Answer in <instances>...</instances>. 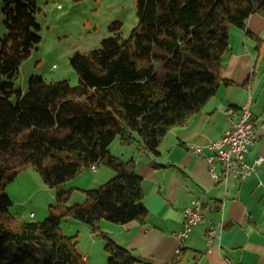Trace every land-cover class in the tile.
Instances as JSON below:
<instances>
[{
    "label": "trees",
    "instance_id": "1",
    "mask_svg": "<svg viewBox=\"0 0 264 264\" xmlns=\"http://www.w3.org/2000/svg\"><path fill=\"white\" fill-rule=\"evenodd\" d=\"M36 1L4 2L0 264H86L76 237L61 229L63 218L101 232L102 219L126 223L148 216L142 176L133 160L111 153V142L118 137L123 145L157 152L170 129L198 114L225 80L221 70L230 28H246L252 13L264 12V0H136L138 23L128 38L117 33L101 47L71 57L79 84L33 75L22 89L15 81L19 67L42 39ZM121 25L112 22L110 30ZM100 163L115 175L85 190L83 203L69 204L74 187L63 183ZM28 166L56 190V202L42 221H19L9 213L6 186ZM102 235L108 264H155Z\"/></svg>",
    "mask_w": 264,
    "mask_h": 264
},
{
    "label": "crops",
    "instance_id": "2",
    "mask_svg": "<svg viewBox=\"0 0 264 264\" xmlns=\"http://www.w3.org/2000/svg\"><path fill=\"white\" fill-rule=\"evenodd\" d=\"M229 33L230 49L223 57L221 70L228 82L220 83L198 114L186 125L170 129L157 152L138 146L130 151L132 145H124L122 160H133L142 176L148 216L145 222L126 223L105 218L100 221L101 229L120 245L155 264H264V12L252 13L246 28L235 25ZM246 104L253 111L255 129L261 137L246 158L253 163L261 157V162L244 180L230 177L216 182L210 175L208 159L188 150L187 144L207 145L218 140L230 119H238L237 114L228 110L237 112ZM215 165L216 169L221 168L219 162ZM97 168L94 172H99ZM114 175L109 170L101 180H110ZM195 198L220 205L216 210H205L204 222L195 225L181 243L178 233L184 228V211ZM211 224L219 232L209 247L206 230ZM93 232L96 231H90V236ZM95 241L96 245L100 243ZM87 255L86 264L92 252Z\"/></svg>",
    "mask_w": 264,
    "mask_h": 264
},
{
    "label": "rangeland",
    "instance_id": "3",
    "mask_svg": "<svg viewBox=\"0 0 264 264\" xmlns=\"http://www.w3.org/2000/svg\"><path fill=\"white\" fill-rule=\"evenodd\" d=\"M4 2L5 0H0V39L8 31ZM36 2L40 8L36 15L41 25L42 39L39 47H34L29 57L19 67V75L15 81L22 89L27 88V80L33 75L42 76L47 82L67 79L73 85L79 84L80 76L71 66V57L75 52L89 53L101 47L105 37L117 33L128 38L138 23L136 0H37ZM116 21L122 25L116 31H111L110 24ZM136 147V144L132 145L130 151H135ZM109 149L114 156L124 158V145L120 143L118 137ZM108 169L115 174L107 164L100 163L97 168L99 172H94L91 167L85 168L63 183L68 187H74L69 204L83 203L86 199L85 190L97 188L108 181L109 177L104 181L101 180ZM6 192L12 200L9 213L19 221L44 220L49 214L50 205L56 202L55 188L46 185L41 173L33 166L18 172L6 186ZM31 212H36L37 215L30 216ZM78 223L80 221L73 218H63L60 227L65 235L76 237V250L83 256L87 257V254L92 252L90 264H108L103 230L92 237L91 228L86 223L85 226ZM87 229L90 230L89 233ZM95 240H99L100 243L96 245Z\"/></svg>",
    "mask_w": 264,
    "mask_h": 264
},
{
    "label": "built area",
    "instance_id": "4",
    "mask_svg": "<svg viewBox=\"0 0 264 264\" xmlns=\"http://www.w3.org/2000/svg\"><path fill=\"white\" fill-rule=\"evenodd\" d=\"M234 111L233 109L228 110L230 114H235ZM254 121L253 111L249 104H246L244 105L243 118L230 119L228 128L218 140L207 145L189 142L187 148L208 159L211 167L210 175L214 181H227L230 177L244 180L254 173L261 162V157L255 159L253 163L248 162L246 158L251 149L261 140L259 132L255 129ZM206 149H209L210 153L206 152ZM216 162L221 165L219 170L216 169ZM97 167V165H93L91 170L95 171ZM219 205L202 202L200 198L193 199L184 211V228L178 233L180 242L185 241L195 225L204 222L206 219L204 217L205 210H216ZM206 231L207 244L211 247L219 231L213 224ZM93 234L95 235L96 232Z\"/></svg>",
    "mask_w": 264,
    "mask_h": 264
},
{
    "label": "bare ground",
    "instance_id": "5",
    "mask_svg": "<svg viewBox=\"0 0 264 264\" xmlns=\"http://www.w3.org/2000/svg\"><path fill=\"white\" fill-rule=\"evenodd\" d=\"M234 112H235V114L238 115L237 120L242 119L243 118V112H244V106H242L237 112L236 111H234Z\"/></svg>",
    "mask_w": 264,
    "mask_h": 264
}]
</instances>
